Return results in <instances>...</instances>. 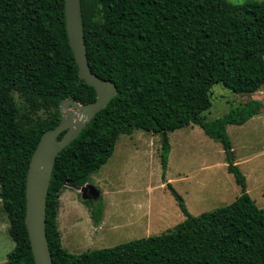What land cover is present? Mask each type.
Instances as JSON below:
<instances>
[{
    "label": "trees",
    "instance_id": "1",
    "mask_svg": "<svg viewBox=\"0 0 264 264\" xmlns=\"http://www.w3.org/2000/svg\"><path fill=\"white\" fill-rule=\"evenodd\" d=\"M90 70L117 94L57 154L46 195V237L55 264H264V208L246 190L227 124L261 112V101L207 120L211 87L235 93L264 86V0H80ZM22 100L21 108L16 97ZM69 45L64 0H0V202L14 244L4 264H35L25 223V181L41 133L60 121L59 103L95 99ZM45 112L39 116L38 112ZM198 125L221 143L240 193L193 215L175 196L183 219L159 234L68 251L57 214L64 188L80 187L107 162L120 134L133 128L161 135V177L170 144L166 132ZM165 132L163 135L162 132ZM61 136V134L59 135ZM233 154V153H232ZM95 225L102 197L84 199Z\"/></svg>",
    "mask_w": 264,
    "mask_h": 264
},
{
    "label": "rangeland",
    "instance_id": "2",
    "mask_svg": "<svg viewBox=\"0 0 264 264\" xmlns=\"http://www.w3.org/2000/svg\"><path fill=\"white\" fill-rule=\"evenodd\" d=\"M15 97L22 108V100ZM263 98L264 86L242 95L222 83H215L210 92L211 105L202 114L207 120H213L247 105L250 99L261 101ZM38 115L44 116L45 112L39 111ZM226 131L233 147L230 152L239 161L233 163L238 164L245 176V188L255 203L264 208V116L243 124H228ZM166 136L170 144L169 180L161 177L159 133L133 128L130 134L118 136L107 162L86 182L99 190L103 200L99 224L93 223L79 188L67 186L62 190L57 222L62 245L68 251L79 253L113 246L172 228L183 219L175 193L184 199L193 215L227 204L240 193V186L222 163L226 154L219 141L207 136L195 124L168 131ZM88 196L90 203H94L96 198ZM8 225L0 202V264L5 263L14 244Z\"/></svg>",
    "mask_w": 264,
    "mask_h": 264
},
{
    "label": "water",
    "instance_id": "3",
    "mask_svg": "<svg viewBox=\"0 0 264 264\" xmlns=\"http://www.w3.org/2000/svg\"><path fill=\"white\" fill-rule=\"evenodd\" d=\"M65 27L69 45L78 68L79 80L93 86L96 97L88 103L64 98L59 103L60 121L43 131L30 156L25 181L24 223L35 264H55L46 237V195L55 158L59 151L74 139L86 122L104 108L117 94V88L109 79L94 74L87 60L80 0H64ZM264 113V98L261 100ZM163 135L165 132H162ZM61 134V136H59ZM229 156L232 153L229 151ZM83 199L96 198L99 190L86 183L77 187Z\"/></svg>",
    "mask_w": 264,
    "mask_h": 264
},
{
    "label": "crops",
    "instance_id": "4",
    "mask_svg": "<svg viewBox=\"0 0 264 264\" xmlns=\"http://www.w3.org/2000/svg\"><path fill=\"white\" fill-rule=\"evenodd\" d=\"M260 116H264V113H262V112H260L259 114H257V115H254V116H252V117H250L249 119H247L245 122H247V121H249V120H253V119H257V118H260ZM244 122V123H245ZM243 124V123H242ZM228 125V124H227ZM232 149H233V147H232ZM222 151H223V154H225V151H224V149L222 148ZM234 161L235 162H237V163H239V161H237V160H235V156H234ZM223 165L225 166V167H227V165H228V163H227V161H226V158H224V160H223ZM222 165V166H223ZM167 168H168V163H167ZM167 169H166V174H165V176L167 177ZM230 173V172H229ZM168 179L167 180H169V177H167Z\"/></svg>",
    "mask_w": 264,
    "mask_h": 264
}]
</instances>
